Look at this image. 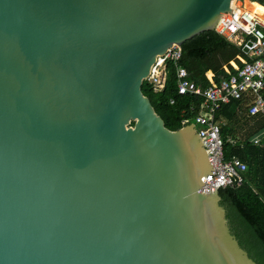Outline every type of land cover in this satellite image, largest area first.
<instances>
[{"label": "water", "instance_id": "water-1", "mask_svg": "<svg viewBox=\"0 0 264 264\" xmlns=\"http://www.w3.org/2000/svg\"><path fill=\"white\" fill-rule=\"evenodd\" d=\"M232 8L0 0V264H258L200 191L195 123L169 128L142 89Z\"/></svg>", "mask_w": 264, "mask_h": 264}, {"label": "trees", "instance_id": "trees-1", "mask_svg": "<svg viewBox=\"0 0 264 264\" xmlns=\"http://www.w3.org/2000/svg\"><path fill=\"white\" fill-rule=\"evenodd\" d=\"M254 4L264 10L262 4ZM181 49L178 60H167V80L163 90H154L149 79H145L142 85L143 92L151 98L157 112L171 129L184 125L183 118L193 121L204 101L199 94L179 93L180 65L187 69L190 79L207 86L211 82L208 71L214 73L213 79L218 82L236 72L231 61L242 66L241 56L251 59L241 45L216 29L204 31L185 41ZM253 98L252 92H245L242 98H232L217 110L216 117L222 123L224 139L231 137L236 140L225 141L226 157L237 155L248 166L245 181L221 188L220 194L232 232L249 255L258 264H264V115L248 112ZM256 137L261 138L259 143L254 142Z\"/></svg>", "mask_w": 264, "mask_h": 264}, {"label": "built area", "instance_id": "built-area-1", "mask_svg": "<svg viewBox=\"0 0 264 264\" xmlns=\"http://www.w3.org/2000/svg\"><path fill=\"white\" fill-rule=\"evenodd\" d=\"M216 30L229 40L232 36L239 37L235 43L241 45L242 49L247 47V51H243L251 59L241 56L244 64L234 65L235 73L218 82L210 78L211 82L207 86L190 79L184 66L178 67L179 93H194L204 97L200 110L193 119L213 166L203 177L204 183L200 188L203 192L215 190V185L221 189L242 184L248 168L247 163L239 156L226 157L225 141L236 140L231 137L224 139L222 123L216 117L217 110L232 98L240 99L245 92H252L254 98L249 104L248 112L264 115V19L253 9L241 4L233 5L232 11L223 14ZM181 54V47L175 45L164 56L159 57L148 78L154 90L160 91L165 88L167 60H178ZM226 68L228 70V67ZM182 122L186 124L191 121L189 118H183ZM260 141V137L254 139L255 143Z\"/></svg>", "mask_w": 264, "mask_h": 264}, {"label": "crops", "instance_id": "crops-1", "mask_svg": "<svg viewBox=\"0 0 264 264\" xmlns=\"http://www.w3.org/2000/svg\"><path fill=\"white\" fill-rule=\"evenodd\" d=\"M246 1H248L250 4H251V6H253V7H257L254 3L255 2H258V3H260V4H262L263 6H264V2H262L261 0H240V4L242 5V6H245V7H248L247 5H246ZM249 8V7H248ZM252 8V7H251ZM250 8V9H251ZM258 8V7H257ZM253 9V8H252ZM259 9V8H258ZM253 10H255V9H253ZM260 10V9H259ZM256 11V10H255ZM261 11H264V10H261ZM258 12V11H257ZM259 14H260V12H258ZM231 63H232V65L234 66V65H237V63L235 62V61H231ZM234 63V64H233ZM207 75H208V77H209V79L210 78H212L213 79V76H214V73L212 72V71H208L207 72ZM214 80V79H213ZM211 81V80H210Z\"/></svg>", "mask_w": 264, "mask_h": 264}, {"label": "bare ground", "instance_id": "bare-ground-1", "mask_svg": "<svg viewBox=\"0 0 264 264\" xmlns=\"http://www.w3.org/2000/svg\"><path fill=\"white\" fill-rule=\"evenodd\" d=\"M232 4L235 6V5H239L240 4V1L239 0H232ZM246 5L248 6V7H250L251 8V5H250V3L248 2V1H246ZM252 9V8H251ZM253 9H255L256 10V12L258 11V12H260V16L264 19V11H261V10H259L257 7H253ZM238 38L239 37H237V36H232L231 37V40H233V41H235V42H238Z\"/></svg>", "mask_w": 264, "mask_h": 264}, {"label": "rangeland", "instance_id": "rangeland-1", "mask_svg": "<svg viewBox=\"0 0 264 264\" xmlns=\"http://www.w3.org/2000/svg\"><path fill=\"white\" fill-rule=\"evenodd\" d=\"M240 1V0H239ZM251 5V4H250ZM253 8V6H251ZM250 8V7H249Z\"/></svg>", "mask_w": 264, "mask_h": 264}]
</instances>
